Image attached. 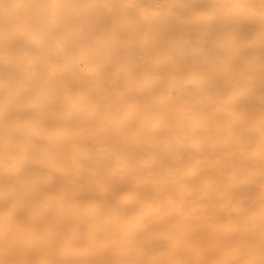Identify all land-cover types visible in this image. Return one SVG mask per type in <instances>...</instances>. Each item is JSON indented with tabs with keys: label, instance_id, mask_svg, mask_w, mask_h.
<instances>
[{
	"label": "bare ground",
	"instance_id": "bare-ground-1",
	"mask_svg": "<svg viewBox=\"0 0 264 264\" xmlns=\"http://www.w3.org/2000/svg\"><path fill=\"white\" fill-rule=\"evenodd\" d=\"M0 264H264V0H0Z\"/></svg>",
	"mask_w": 264,
	"mask_h": 264
}]
</instances>
